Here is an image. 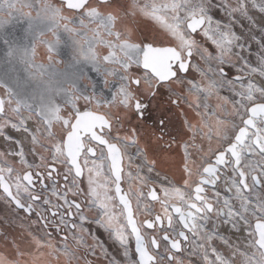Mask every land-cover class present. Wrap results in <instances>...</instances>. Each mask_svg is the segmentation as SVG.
Here are the masks:
<instances>
[{"label": "snow or ice", "instance_id": "1", "mask_svg": "<svg viewBox=\"0 0 264 264\" xmlns=\"http://www.w3.org/2000/svg\"><path fill=\"white\" fill-rule=\"evenodd\" d=\"M214 7L223 9L226 20L214 19ZM252 10L264 14V0H0V68L5 69L0 72V137L19 145L0 152V198L28 216L35 213L44 229L43 236L26 231L23 244L9 242L11 252L0 250V264H80L81 250L99 264H121L85 226L89 223L118 245L123 264H185L183 251L200 257L195 264H264V27L259 36L253 32ZM137 17L157 24L166 42H136L128 22ZM21 19L27 27L23 37H16L8 29ZM244 20L251 27L237 32L235 26L243 29ZM209 41L213 50L205 46ZM250 42L259 49L255 62ZM38 46L45 49L47 63L37 60ZM63 46L72 49L71 71L56 68ZM89 65L103 75L104 88L110 87V77L118 78L111 99L97 93L85 71ZM225 65H239V88L225 79ZM190 68L199 81L181 78ZM225 87L232 99L220 95ZM159 88L187 89L172 102L189 101L196 117L184 121L186 138L165 141L168 150L175 145L182 152L183 183L171 186L163 177L162 195L149 183L156 160L141 146L135 128L124 129L129 113L143 119L142 95L155 96ZM213 97L217 102L210 105ZM159 124L167 126L163 119ZM9 128L25 134L28 152L39 163H29L23 141L6 135ZM163 140V133L155 137L157 144ZM133 147L140 163L129 153ZM61 169L63 185L54 182L48 195L38 193L37 181L47 189L44 179L52 180ZM221 182L231 197L215 190ZM148 198L160 204L154 217ZM218 223L246 231V248L219 235ZM49 228L65 233L59 243ZM189 233L196 239L190 241ZM216 240L230 254L214 246Z\"/></svg>", "mask_w": 264, "mask_h": 264}, {"label": "rangeland", "instance_id": "2", "mask_svg": "<svg viewBox=\"0 0 264 264\" xmlns=\"http://www.w3.org/2000/svg\"><path fill=\"white\" fill-rule=\"evenodd\" d=\"M214 4H220L221 0H213ZM27 11V10H25ZM211 14L213 15L214 19H219V20H226L225 17V13L223 11V9L217 10L215 7L212 9ZM33 15H35V13L33 12ZM251 15H253L254 19L256 20V26L253 28V32L259 36V29L261 27H264V14L259 13L258 11L252 10L251 11ZM142 23L144 24V26H142V28L140 29L143 36L144 37H152V36H156V35H152L149 33L147 25L149 26V24L151 25H157L154 22L145 19V18H141V17H137L135 19L134 23ZM245 27L243 29H241L240 24H237L235 26L237 32H240L241 30H243L245 33L247 32L248 27H251V25L249 24V22L247 20L243 21ZM147 24V25H146ZM129 27H131V22H128ZM158 26V25H157ZM27 27L26 21L24 19H21L19 21V23L15 24L14 30L13 28L10 26L8 31L9 32H13L14 31V35L16 37H23V30L24 28ZM148 31V32H147ZM135 33V31H133ZM147 32V33H146ZM134 35L135 41L136 42H140V38H137V36ZM202 43H204V38L202 37ZM252 44V47L250 49L251 52V56L250 58L252 59L253 62H255L256 59V53L259 51L258 46L254 43V42H250ZM205 46L209 47L210 50L214 49V46L211 45V42H207L205 44ZM4 52V46L2 44H0V55H2ZM247 55V54H246ZM71 56H72V49L69 46H64L61 48V54L56 57V59L62 61V63L58 65H56V68L63 72V71H71V69L69 68V64L71 63ZM37 60L39 62H44L47 63V58H46V52L45 49L43 48V46H38L37 48ZM198 57H194L193 63H198ZM237 67H239V65H237ZM237 67H232L230 65H225V71H227V75L225 77V79L228 80H234V78H237L239 75H241V73H239L237 71ZM134 69V67H133ZM132 69V70H133ZM5 69L0 68V72L4 71ZM85 71L87 72L88 77L91 79L92 82H94L96 84V91L99 94L100 92L103 93L104 98L105 99H111V95L116 91L117 87H118V78H109L110 79V87L109 88H104L103 87V75L101 73H98L96 71H94L91 66L89 65ZM21 75H23V72L20 73ZM181 78L184 81L187 80H193V81H199L200 77L199 74L193 70L190 69V73L188 75L185 76H181ZM217 79H219V77H216ZM246 82V80H245ZM236 87L239 88V81H236ZM91 90V89H89ZM187 89H179L177 88L174 92H169L168 89L166 88H162V93L166 96V101L170 104L171 101L175 100L178 98V96L182 95V94H186ZM1 94L3 95V89H1ZM221 96H227L229 97V99L233 98V93H231L229 91V89L227 87H225L224 89L221 90L220 92ZM201 99H203V97H201ZM184 102H189V101H182ZM216 99L215 97L211 98V100L209 101L210 105H215L216 104ZM83 103V102H81ZM180 105H182V103H179ZM179 114V113H178ZM180 116V115H179ZM181 117V116H180ZM127 120V118H126ZM125 120V122H127ZM237 123H239V120L237 119L236 121ZM22 133H17L15 130H12L11 128H9L6 132V135H10L13 136L16 139H20ZM122 135L124 134L123 132L121 133ZM176 135H178L176 133ZM186 138V137H184ZM23 143L25 145V152H26V156L27 159L29 161V163H39V160L36 156H34L33 154H31L30 152H28V144L29 141L26 138L25 134L23 137ZM140 143L141 146H145L144 142L142 139H140ZM19 148V145H15L13 144L11 141H6L3 137H0V152H12L15 151ZM134 149L130 148L129 150ZM135 150V149H134ZM134 150H131L130 154L134 155ZM150 159H154L153 155L149 154ZM7 159L12 162L15 161L14 166L16 168H21V165L19 164L18 160L12 156H8ZM135 163H140V161L138 159L134 160ZM158 168L160 167L159 165H156ZM53 185V182L50 180L49 186L47 188V190L42 192V195H48L50 192V189ZM83 188L86 189L87 187V181L86 178L84 180V185H81ZM41 209H43V205L40 206ZM93 210V214H94ZM92 214V215H93ZM37 221L36 224H32V221ZM76 223H79V220L77 218V220L75 221ZM86 227L89 228L90 232L99 240L103 243V246L108 250V254L109 256H114L117 260L121 261L122 264V256L119 255V251H118V245H116L111 239H109L106 234H108L103 228H100L99 226L95 225L94 223H89L85 225ZM26 230H30L33 233L39 234L41 236H43L44 234V229L40 223V221L37 220V218L34 215L28 216L26 215L23 211L21 210H15L14 209V205H10L6 200H4L3 198H0V250H4L5 252L10 253V247H8V243L11 242L13 239H18V235H20L21 233H25ZM54 240L59 243L60 242V238L58 236H54L52 235ZM6 237V239H5ZM80 254V253H79ZM93 258H95V260H97V258L94 256ZM198 259V258H197ZM98 261V260H97ZM198 261V260H197ZM185 264H188L187 262H185Z\"/></svg>", "mask_w": 264, "mask_h": 264}, {"label": "flooded vegetation", "instance_id": "3", "mask_svg": "<svg viewBox=\"0 0 264 264\" xmlns=\"http://www.w3.org/2000/svg\"><path fill=\"white\" fill-rule=\"evenodd\" d=\"M56 2H59V1L56 0ZM117 2L120 4H123L125 2V0H117ZM130 22H131V28L133 29V31H135V33L134 32L133 33L135 34V36H137V38H140L139 39L140 41H143L145 43L153 41V40H156L157 42H159V41H165L166 42V37L164 36V34H163V32L159 26L154 25V24L153 25L149 24V26H148L146 24L148 31L151 34L150 36L156 35V36H152V37L147 38V37L143 36V34L140 30L142 28V26H144V24H142L141 22L140 23H134L135 20L130 21ZM196 39L202 42V35L198 34L196 36ZM193 60H194V58H193ZM57 65L59 66V64H57ZM133 67H134V69L132 71L136 74H139V70L136 68V66L134 65ZM190 69L188 72H186L184 74L180 73V76L188 75L190 73ZM225 73H227V71H225ZM0 95H2L1 89H0ZM141 98L143 100V103H145L147 105V108L144 112L143 119L138 118L134 113H129L127 120H126L127 122L124 123V129L129 130V129L135 128L137 130L139 138L143 140L145 146L148 148V156H149V154L152 153L149 150L150 146H154V148H158L157 145H159V146L161 144L163 145V141L165 139L170 140L171 138H173L176 135L178 130H183L185 128L181 122V118H180L179 114L176 111V107H178L179 104H174L172 101L169 104L166 101V96L162 93V88H159L157 90L155 96H151V95H148L147 93H144ZM161 119L165 120V123L167 125L164 128H161V126L159 124V121ZM162 133L164 136V140L161 141L159 144H157V142L155 141V137L161 135ZM131 150H134V149H131ZM131 150H129V153L131 152ZM136 159L137 158L135 156H133V161ZM128 170H132L133 175H135L134 169H126V171H128ZM155 173H159V176H160V174H162L158 171V168L155 166V172L153 174H151V179H150L149 183H154L158 189V194L162 195V193L159 192V186H160L161 178L159 177V179H157ZM145 174H147L146 169H145ZM85 178L86 177L81 178L82 179L81 185H84ZM167 178H168V184L169 185L176 186L175 184H173L171 182V180L168 176H167ZM51 181L53 183L56 182L59 185H63L64 181H63L62 169L58 175L54 174L53 179ZM44 183L47 185V188H48L50 180L44 179ZM122 186L125 190L127 189V186H128L127 178H125V181L122 183ZM223 186H224V184H222V185L220 184L219 187L215 190L222 191L226 195L231 196L232 193L227 192L223 188ZM45 190H47V189L42 188L40 186L39 182L37 181V192L42 194V192ZM144 191L147 192V189H144ZM212 191L213 190L208 191L209 196H211ZM77 199H82V198H77ZM145 202L149 204L151 217H154L155 214L160 212V204L159 203H157L155 201H151L149 199H147ZM134 207H135V204H134ZM21 211H23V210H21ZM92 214L93 213H90V215H92ZM32 215H34L36 217L35 213H33ZM143 218H145V216H144V211L141 208L139 219H143ZM49 219H51V217H49ZM70 219L75 222L77 220V217H71ZM40 223H41V225H43L42 221H40ZM174 223H176V227L179 230V225L176 222L175 218H174ZM221 224L222 223H218V227L216 229L217 232H219ZM48 231H52V229L49 228ZM61 234H65V233H63V232L56 233V232L52 231V235L58 236L60 239H61V237H60ZM106 236L109 238L108 234H106ZM195 239L196 238L191 233H189V240L193 241ZM190 246L191 245L189 243H183L182 242V247L184 249H188V248H190ZM160 251L162 253L163 249H161ZM80 254L84 255V257H87L88 253H84L83 250H81ZM180 255H181V258L185 262H187L188 264L190 261L192 262V264H195V262L198 260L197 256H195V257L190 256L188 251H183L182 254H180Z\"/></svg>", "mask_w": 264, "mask_h": 264}, {"label": "crops", "instance_id": "4", "mask_svg": "<svg viewBox=\"0 0 264 264\" xmlns=\"http://www.w3.org/2000/svg\"><path fill=\"white\" fill-rule=\"evenodd\" d=\"M181 103L182 105L179 104L178 107H176V111L181 116L180 118H181L182 124L184 125L185 119L195 121L196 119L195 114L188 107L189 102H184V103L181 102ZM184 132H186V129L177 131L178 135L174 136L177 141H180L182 138H184L182 137V134ZM168 140L169 139H165L163 141V145L162 144L160 146L157 145L158 148H154V146H150L149 150L152 152L151 155H153L154 159L156 160V165L160 166L159 168L156 166L158 168V171L162 173L163 175L168 176L171 182L175 184L176 186H181L183 183L182 152L180 149L176 148L175 145H173V148L171 150H168L165 146V141H168ZM220 184L222 185L223 182H221ZM220 192L222 196H228V197L232 196V195L231 196L226 195L222 191ZM26 231H30V230H26ZM26 231L25 233H21L20 235H18L17 241L20 242L21 244H23L24 240L27 238ZM79 255L81 256L80 264H84L85 260H91L93 261V264H99V262L95 260V258H93L94 256L91 254V252H88L87 257H84V255L82 254H79ZM52 264H56V262L53 260ZM122 264H123V261H122Z\"/></svg>", "mask_w": 264, "mask_h": 264}, {"label": "built area", "instance_id": "5", "mask_svg": "<svg viewBox=\"0 0 264 264\" xmlns=\"http://www.w3.org/2000/svg\"><path fill=\"white\" fill-rule=\"evenodd\" d=\"M226 75H227V73H225V77H226ZM234 80H235V82L237 81L236 78H234ZM159 177L162 179L163 177H165V175L160 174ZM218 234L228 238L229 242L231 244H233L234 246L239 245L242 250H244L246 248V243H247V241L245 239V237L247 235L246 231L237 232L236 230L231 229L230 225H225L222 223ZM214 246L218 247L221 251H224L226 254H230V250L226 249L222 245V242L220 240H216L214 242ZM197 258L199 261L200 257L197 256ZM237 264H239V261H237Z\"/></svg>", "mask_w": 264, "mask_h": 264}, {"label": "water", "instance_id": "6", "mask_svg": "<svg viewBox=\"0 0 264 264\" xmlns=\"http://www.w3.org/2000/svg\"><path fill=\"white\" fill-rule=\"evenodd\" d=\"M58 1H59V0H58ZM182 74H184V73L182 72ZM44 184H45V183H44ZM45 185H46V184H45ZM122 188H123V186H122ZM223 188L225 189L224 186H223ZM210 190H213V189L209 188L208 191H210ZM225 190H226V189H225ZM148 199L150 200V198H148ZM155 215H156V214H155ZM155 215H154V216H155ZM174 218H175V214H174ZM175 220H176V219H175ZM42 223H43V221H42ZM177 223H178V222H177ZM178 225H179V224H178ZM179 228H180V226H179ZM63 235H64V234H61L60 237H62Z\"/></svg>", "mask_w": 264, "mask_h": 264}, {"label": "bare ground", "instance_id": "7", "mask_svg": "<svg viewBox=\"0 0 264 264\" xmlns=\"http://www.w3.org/2000/svg\"><path fill=\"white\" fill-rule=\"evenodd\" d=\"M23 137H24V134L22 133L20 139L23 140Z\"/></svg>", "mask_w": 264, "mask_h": 264}]
</instances>
